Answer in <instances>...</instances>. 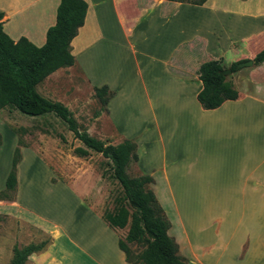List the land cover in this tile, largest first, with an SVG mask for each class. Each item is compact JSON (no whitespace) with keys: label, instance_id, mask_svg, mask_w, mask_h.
Returning a JSON list of instances; mask_svg holds the SVG:
<instances>
[{"label":"crops","instance_id":"0c3cea01","mask_svg":"<svg viewBox=\"0 0 264 264\" xmlns=\"http://www.w3.org/2000/svg\"><path fill=\"white\" fill-rule=\"evenodd\" d=\"M82 1L83 24L69 43L74 62L45 77L36 93L66 108L67 89L73 85H61L75 79L72 69L93 97V88L105 86L113 95L104 108L98 103L102 113L92 121L102 114L110 129L94 134L76 128L102 143L118 141L112 146L135 141L137 161L126 172L132 167L131 178L152 179L151 191L169 224L167 234L186 264H264V233L252 230V205L264 202V62L230 74L235 100L213 110H203L196 101L201 63L221 57L229 66L251 60L264 48V0H206L201 6L166 0ZM58 2L0 0L2 31L13 42L24 38L42 46ZM220 16H234L251 27L241 38L209 44L206 21ZM252 21L262 23L252 29ZM130 108L135 109L132 116L125 111ZM47 115L24 118L21 127ZM129 116L134 123L125 119ZM120 124L135 126L125 132ZM17 140L14 130L0 124V146L7 145V155ZM19 153L13 198L0 200V208L34 222L48 237L24 264H128L116 230L91 207L94 187L77 186L78 191L76 182L50 169L32 149L20 147ZM229 206L242 209L231 213ZM259 222L264 225L263 217Z\"/></svg>","mask_w":264,"mask_h":264},{"label":"trees","instance_id":"16d2710c","mask_svg":"<svg viewBox=\"0 0 264 264\" xmlns=\"http://www.w3.org/2000/svg\"><path fill=\"white\" fill-rule=\"evenodd\" d=\"M166 1L201 6L206 0ZM85 12L86 4L82 0H59L55 22L46 30L44 43L40 47H35L24 38L13 42L2 31L0 12V109L10 107L28 117L52 114L66 125L72 137L85 148H75V154L84 156L89 150L110 162L112 178L121 190V203L113 213L101 219L112 230L127 226L125 242L118 239L117 246L128 264H186L185 259L178 255L176 243L167 234L168 221L149 188L152 179L148 175L131 178L126 172L128 165L137 161L134 142L123 140L115 146H104L85 132L78 131L65 107L42 98L35 91V86L49 74L73 64L69 43L82 26ZM243 61L246 60L233 62L227 68L234 73L240 69L236 68V64ZM251 61L254 66L264 62V48ZM223 70L225 68L220 59L205 61L198 67L196 76L201 90L196 95V101L203 110L216 109L223 102L237 98L229 77L221 74ZM93 94L104 108L113 92L102 86L93 88ZM19 160V149L15 147L0 200L11 201L13 198ZM126 244L133 245L134 250H130ZM43 247L42 243L22 248L13 246L9 264H24L29 255Z\"/></svg>","mask_w":264,"mask_h":264},{"label":"rangeland","instance_id":"374dc122","mask_svg":"<svg viewBox=\"0 0 264 264\" xmlns=\"http://www.w3.org/2000/svg\"><path fill=\"white\" fill-rule=\"evenodd\" d=\"M234 4L233 6H235ZM199 17L200 16L196 14L194 16V18ZM208 22L209 26H207L205 37H207L206 39L209 44L215 42L217 45L220 43L226 44L230 39L241 38L246 33V30L251 27V23H248V21L237 23V19H235L234 16H228V18L220 16L216 21H206V23ZM261 23L262 21H252V29L261 25ZM224 53L225 59L229 60L231 58V53L227 49ZM218 59L221 60L222 67L228 69V64L224 62L221 57ZM72 72L75 75V79L71 81L67 79L64 80L61 87L65 89L69 84L68 82L73 85V88L70 85L67 89L65 103L67 111L75 120V124H78L79 129L95 130L96 133L94 134L99 133L97 130L103 131L105 129H110L111 125L102 114L97 123H94L96 121H92V118L97 116L99 110L102 113V109H99L98 102L95 101L91 90L86 86L80 73L75 69H72ZM228 77L230 80V74ZM59 78L63 79L62 76H59ZM231 83L234 84V80ZM125 111L130 114L131 112L135 113V109L131 108ZM20 115L22 117L17 115L10 107H5L0 113V122L14 130V133L17 135L18 140L16 147L18 149L20 147L32 149L37 157L51 166L50 169L56 168V171L58 170L59 172H57V174L61 175V177L65 176L69 181L76 182L73 186L76 190L79 191L82 186H93L94 189L92 190L94 191V195L93 201L91 202L92 209L101 218H104L107 214L113 213L116 207L121 203V190L117 182L112 178L110 162L102 158L99 154L89 150H87V154L84 156L75 154V148H85L72 137L66 125L54 115L49 114L47 117L41 119H30L29 123H27L29 125L25 127V129L21 127V125L25 123L24 118L28 119L30 117L22 114ZM132 115L133 114H131V116ZM131 116L128 118L125 117V119L130 123H134ZM10 122L11 125H9ZM119 126L121 129L123 128L125 132H131L135 125L120 124ZM117 142L118 141H112L110 139H105L103 141V143L107 145L116 144ZM133 142L135 144V141ZM105 144L104 146H106ZM12 152H10V155H7V145L0 146V182L2 186L10 171ZM132 163L133 162H131V164ZM128 175L131 177L135 176L132 167L129 168ZM77 186L80 187L77 188ZM7 195H10V193H7ZM229 207L231 208V213H240L242 209V206ZM220 208H222V206H220ZM211 209L209 212L214 213L215 211ZM4 210L8 211L9 209L6 207L0 208V264H9L12 257L13 246L22 248L29 244L42 243L45 245L48 241V237L41 233L34 225V222L25 220L21 215L18 216V214H15L16 212L13 210H11L13 211L11 214H5L6 212ZM244 212H249L248 206L245 207ZM17 216L21 220H19ZM260 217H263L264 220V202L259 203V205H252V230L262 235V233H264V225L263 222H259ZM126 229L127 226L124 229H116L118 239L122 242H125L124 236L126 234ZM126 245L130 250H134L133 245Z\"/></svg>","mask_w":264,"mask_h":264},{"label":"water","instance_id":"95a60500","mask_svg":"<svg viewBox=\"0 0 264 264\" xmlns=\"http://www.w3.org/2000/svg\"><path fill=\"white\" fill-rule=\"evenodd\" d=\"M253 64H252V61L251 60H246V61H243V62H239L236 64V68H245V67H251ZM222 75L224 76H228L229 74H231L230 70L229 69H225L221 72Z\"/></svg>","mask_w":264,"mask_h":264}]
</instances>
